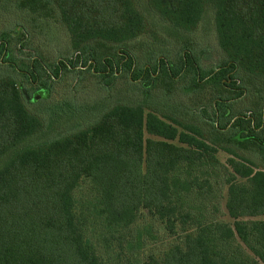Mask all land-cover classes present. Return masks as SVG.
I'll return each instance as SVG.
<instances>
[{"label": "trees", "instance_id": "16d2710c", "mask_svg": "<svg viewBox=\"0 0 264 264\" xmlns=\"http://www.w3.org/2000/svg\"><path fill=\"white\" fill-rule=\"evenodd\" d=\"M14 5L31 28L17 32L48 40L57 23L74 57L17 59L14 35L0 32V264H264V0ZM208 16L223 58L210 70L190 42ZM146 35L154 43L133 51ZM81 64L90 68L79 80L88 72L111 84L130 73L145 100L116 102L83 127L77 120L69 133L34 141L45 123L28 103ZM26 82H37L32 97ZM178 82L188 104L208 117L211 109L209 120L151 97L177 93Z\"/></svg>", "mask_w": 264, "mask_h": 264}, {"label": "rangeland", "instance_id": "374dc122", "mask_svg": "<svg viewBox=\"0 0 264 264\" xmlns=\"http://www.w3.org/2000/svg\"><path fill=\"white\" fill-rule=\"evenodd\" d=\"M14 4L15 0H0V32L10 31L14 35V47L11 46V48H13L15 58L30 59L38 55L37 53L40 52L43 55L46 54V61L48 63H53L59 59L67 61V58H71L72 56L74 57L70 50L67 51L65 49L64 46L68 44V35L63 27L61 25L59 26V24L57 23H52L56 35L47 34L46 38L48 40H46L42 34H35L34 36L29 34L27 38V35L25 36L19 33L22 25L29 30H31V28L29 25H26V23L23 22H29L27 14H25L26 17L24 18V16H22L21 12L17 10ZM22 18H24V20ZM50 22L55 21H53L52 19ZM213 28V20L210 16H208L204 20V24H201V28L197 32L192 34L190 40L191 45L195 49V52H199L201 66L206 70L216 69L219 62L223 59L220 49L217 45L216 34ZM17 36H19L18 38L20 40H18ZM32 41H34L35 44L33 42L32 45ZM143 41L154 43V40H152V35H146L141 39L138 38L137 40L133 41L134 46L136 47L133 49V51L137 50L141 43H143ZM201 41L207 45V51L203 54H201L200 52L202 51L200 50V43H202ZM15 44L17 45V47ZM19 47L20 49H22V52H20ZM176 48L177 47H175V49ZM175 49H169L168 51L169 53H172L170 54L172 57L174 56ZM1 61L2 58L0 59V62ZM8 63L9 62H3L2 64L4 67H6L8 66ZM89 68V64L85 67H83L81 64L73 68V72H63L58 78L48 80L49 83L47 84L50 85L51 90L49 96H47L45 100L43 99L39 102H34V104H30L29 99L27 100L29 102L28 105L30 106V108L38 113L43 118L45 123L44 131L41 133L39 138H34V141L55 138L69 133L70 131L74 130L71 125L72 122L81 119L83 120L84 118H86V116L89 115L92 117L93 113H100L104 108L111 106L116 102L139 103L145 100L146 96L145 94H143L144 92H139L138 88L136 87L138 81L132 80V83L129 82L128 75L130 73H119L118 78L114 79L111 84H107L104 81L91 77L88 72H85L84 76L82 77L84 79L81 78V80H79L80 75H82L79 70ZM0 74H3V72L1 71ZM180 84L181 83L178 82L176 84V88L181 92L182 90L179 88ZM159 86L163 85L159 84ZM36 88L37 82H34L32 84H29L27 82L25 83V89L26 91H28L31 97L33 91ZM179 91L177 93H172L171 95L164 96L160 92V89H158V92L152 93L153 96L151 97L154 98V100H157L160 99L161 96V99H165L167 98V96H170L172 102H177V105L184 103L187 104V106L180 105L178 106V108L180 107L179 109L185 111L188 117L194 118L197 115L199 116L197 118L209 120V117L211 115L210 108L207 110L209 114L208 117L203 113V111H201L204 110L202 106L200 108H195L197 106L196 104H188L191 97H186V95H184L182 92L180 94ZM65 101H68L69 104H71L73 112H71L70 109H67V103L64 104ZM84 105H87L86 111L83 109ZM63 109H66L68 112H70V114L65 116V114L61 113ZM92 118H90L89 120H91ZM88 123V121L83 120L77 128H80L81 126L83 127ZM149 137L152 136L146 134L145 138L147 139ZM173 143L181 145L178 139H175ZM217 157L221 162L226 163L229 159V154L224 150H219V152L217 153ZM222 208L225 209L224 201L222 202ZM224 218L226 220H230L227 215Z\"/></svg>", "mask_w": 264, "mask_h": 264}]
</instances>
